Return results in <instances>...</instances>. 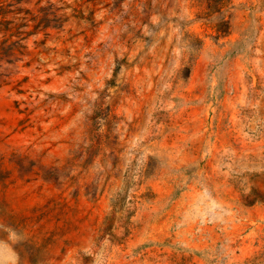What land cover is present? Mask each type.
I'll use <instances>...</instances> for the list:
<instances>
[{
    "label": "rangeland",
    "instance_id": "obj_1",
    "mask_svg": "<svg viewBox=\"0 0 264 264\" xmlns=\"http://www.w3.org/2000/svg\"><path fill=\"white\" fill-rule=\"evenodd\" d=\"M0 264H264V0H0Z\"/></svg>",
    "mask_w": 264,
    "mask_h": 264
},
{
    "label": "trees",
    "instance_id": "obj_2",
    "mask_svg": "<svg viewBox=\"0 0 264 264\" xmlns=\"http://www.w3.org/2000/svg\"><path fill=\"white\" fill-rule=\"evenodd\" d=\"M12 1H14L15 3H18L19 0H12ZM20 1H22V0H20Z\"/></svg>",
    "mask_w": 264,
    "mask_h": 264
}]
</instances>
